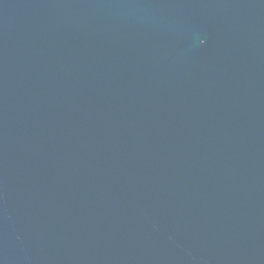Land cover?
<instances>
[{
	"label": "water",
	"instance_id": "obj_1",
	"mask_svg": "<svg viewBox=\"0 0 264 264\" xmlns=\"http://www.w3.org/2000/svg\"><path fill=\"white\" fill-rule=\"evenodd\" d=\"M0 264H264V0H0Z\"/></svg>",
	"mask_w": 264,
	"mask_h": 264
}]
</instances>
